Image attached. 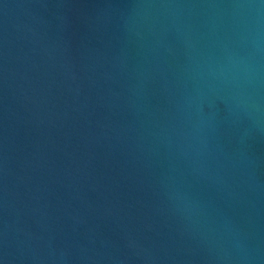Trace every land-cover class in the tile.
Masks as SVG:
<instances>
[{
	"label": "water",
	"instance_id": "1",
	"mask_svg": "<svg viewBox=\"0 0 264 264\" xmlns=\"http://www.w3.org/2000/svg\"><path fill=\"white\" fill-rule=\"evenodd\" d=\"M0 264H264V0H0Z\"/></svg>",
	"mask_w": 264,
	"mask_h": 264
}]
</instances>
